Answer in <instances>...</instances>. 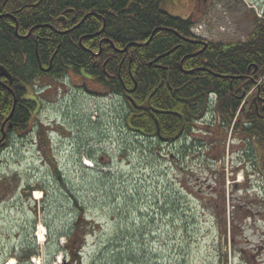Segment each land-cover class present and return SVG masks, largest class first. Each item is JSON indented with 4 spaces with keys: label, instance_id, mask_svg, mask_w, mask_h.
Wrapping results in <instances>:
<instances>
[{
    "label": "rangeland",
    "instance_id": "1",
    "mask_svg": "<svg viewBox=\"0 0 264 264\" xmlns=\"http://www.w3.org/2000/svg\"><path fill=\"white\" fill-rule=\"evenodd\" d=\"M263 1L215 0L205 15L193 0L163 6L227 43L247 39ZM32 95L30 130L0 153V264H68L79 210L80 264H264V166L214 113L161 143L130 128L125 97L76 71L39 78Z\"/></svg>",
    "mask_w": 264,
    "mask_h": 264
},
{
    "label": "trees",
    "instance_id": "2",
    "mask_svg": "<svg viewBox=\"0 0 264 264\" xmlns=\"http://www.w3.org/2000/svg\"><path fill=\"white\" fill-rule=\"evenodd\" d=\"M165 1L0 0V66L14 79L0 77V153L13 132L30 130L39 104L35 82L72 70L127 101L131 95L130 128L161 143L190 134L206 111L231 128L241 104L231 88L255 72L248 91L264 76V14L248 42L213 43L198 52L194 19L172 16ZM239 128L238 119L232 130ZM258 129L264 149V119ZM257 160L264 166L263 157ZM79 211L63 247L68 264L82 261L89 225Z\"/></svg>",
    "mask_w": 264,
    "mask_h": 264
},
{
    "label": "flooded vegetation",
    "instance_id": "3",
    "mask_svg": "<svg viewBox=\"0 0 264 264\" xmlns=\"http://www.w3.org/2000/svg\"><path fill=\"white\" fill-rule=\"evenodd\" d=\"M194 4H193V13L197 12L199 14L205 15L208 14L209 11L213 8L214 6V1L215 0H193ZM264 2V1H263ZM264 4H262V6L260 7V10L262 13H264ZM259 16L257 18H262L263 16L259 13H257ZM191 18V17H189ZM260 22V21H259ZM256 28V24L254 26V28L252 29V31L250 33H248L249 35H247V39H245L244 41H241L243 43L248 42L251 33H253L254 29ZM192 32L193 29H192ZM197 37V36H195ZM195 41L197 44L202 45L200 50H197L198 52H202L204 50H206L211 44L213 43H222L224 41H209L203 38H195ZM239 42V41H238ZM238 42H225L226 45L230 44V43H238ZM196 44V45H197ZM160 65L162 68H164V65L162 63L159 62H155L153 64H157ZM52 67V65H51ZM51 67L49 68H45L42 66V70L43 71H49L51 69ZM197 68V67H196ZM169 69V67H168ZM167 69V65H166V70ZM197 69H201V70H205L207 71L208 69L206 68H197ZM258 71V68L256 69ZM170 71V70H168ZM209 71V70H208ZM81 74V73H80ZM85 73L81 74V76H84ZM87 75V74H85ZM3 77V76H0ZM86 77V76H84ZM257 77V74L254 72L250 75H248V77L246 79H244L242 81V83L239 85V89L237 90L236 88L232 87L231 91L232 93L238 97L241 101L240 104V109L239 112L236 114L235 117V121L234 124L232 125L231 129V134L233 133V127L236 124V121L239 119L240 120V128H239V135L241 136V140L244 141L245 146L248 148L246 150V153L248 154V152L250 151L252 156H254V158L257 159H261L262 157L264 158V149L262 148V139L260 137L259 134V124L262 122V120L264 118V76L262 78H260L257 82H255L254 86L247 91V85L250 84L251 81H255ZM6 78V77H5ZM87 79H91L88 78V76L86 77ZM13 84V83H11ZM83 88H87L90 91H94L97 90L98 92H102L98 89L92 88L88 85L87 80L84 81L83 83ZM212 94V93H211ZM129 107V111L132 110L131 114H135V102L134 99L132 98V96H129V100L127 101ZM209 113V111H206L205 113H203L202 117L199 118V120L197 119L196 123H194V128L198 127V124H204L206 123V116ZM186 133L183 132L182 134H180L179 136H177L176 139L181 138L183 135H185ZM188 135V133H187ZM164 138V137H163ZM167 140V138H164ZM255 153H258L255 156Z\"/></svg>",
    "mask_w": 264,
    "mask_h": 264
},
{
    "label": "water",
    "instance_id": "4",
    "mask_svg": "<svg viewBox=\"0 0 264 264\" xmlns=\"http://www.w3.org/2000/svg\"><path fill=\"white\" fill-rule=\"evenodd\" d=\"M0 76H3V77H6L8 78L11 83H13V76L12 74L7 70V68H5L4 66H0ZM89 91V90H88ZM91 92V94L94 92V93H98L96 91H89ZM15 104H16V101H15ZM14 109H15V105H14V108H13V111L12 113L14 112ZM12 115V114H11ZM11 117V116H10Z\"/></svg>",
    "mask_w": 264,
    "mask_h": 264
},
{
    "label": "bare ground",
    "instance_id": "5",
    "mask_svg": "<svg viewBox=\"0 0 264 264\" xmlns=\"http://www.w3.org/2000/svg\"><path fill=\"white\" fill-rule=\"evenodd\" d=\"M36 192V195H35V197L37 198V199H41L42 197L40 196V192H38V191H35ZM44 227H41L40 228V233H38V236L40 237V239H41V241L43 242L44 240H45V238H46V235L44 234ZM9 264H12V263H9Z\"/></svg>",
    "mask_w": 264,
    "mask_h": 264
}]
</instances>
